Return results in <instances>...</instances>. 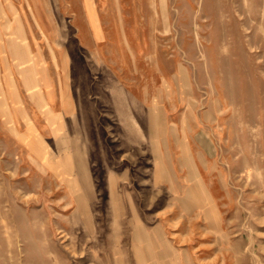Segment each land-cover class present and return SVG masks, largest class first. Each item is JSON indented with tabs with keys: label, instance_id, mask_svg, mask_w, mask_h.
<instances>
[{
	"label": "rangeland",
	"instance_id": "1",
	"mask_svg": "<svg viewBox=\"0 0 264 264\" xmlns=\"http://www.w3.org/2000/svg\"><path fill=\"white\" fill-rule=\"evenodd\" d=\"M46 1L51 41L0 3V264H264V0H96L99 53ZM52 49L78 113L46 150L6 115Z\"/></svg>",
	"mask_w": 264,
	"mask_h": 264
},
{
	"label": "crops",
	"instance_id": "2",
	"mask_svg": "<svg viewBox=\"0 0 264 264\" xmlns=\"http://www.w3.org/2000/svg\"><path fill=\"white\" fill-rule=\"evenodd\" d=\"M89 1L90 7L87 4V0H82L85 23L90 41L87 46L90 48V50L98 51L97 47L106 40V32L103 27V22L100 18L96 0ZM0 3L2 4V7L6 9L5 11L8 16L12 15V9L14 7L20 8V6L17 5L18 3H22V7L28 11L29 14H34L38 22L37 24L41 25L42 29L45 28L43 30L45 33L44 39L46 41H51L53 39V35L49 33L48 29H46V23L43 19V17L46 16L47 11L46 0H11L10 2H7V0H0ZM91 14H94V20L92 19ZM98 25L102 29V32L99 34L97 32ZM118 33L119 38L123 43L124 37L126 39L123 26ZM29 39L31 40V37H29ZM112 53L113 52H111V54ZM28 54L29 53L25 52L24 56H28ZM29 56L32 58V64L30 63V65L27 66L26 71L28 74L24 75V83L26 85L24 86L23 90L24 99L31 106L30 110L25 109V112H19L17 110L19 108L14 109L13 106V110H11V112L6 115V119L8 121L16 120L17 125L18 122H24L25 127H27L20 130V132L23 134H30L31 137L38 135V138L41 139V137L45 138L46 136H51L52 138H57L60 135L65 136V132L69 130L67 121L74 120V115L78 112L76 101L71 96L68 87L64 83L65 81H63V79L66 77V72L58 60L57 51L52 49L49 53H47V56L50 60V65L47 64V61L42 58L39 52H36L34 55L29 54ZM0 66L2 67V65ZM9 77L11 78L9 74L6 77H0V82L1 89L4 92L6 100L9 104L13 105V96L10 84L13 86L14 84L12 80H7ZM14 90L19 97V101L17 97L16 101L20 105V102L23 98L15 87ZM27 120L31 122V126L28 125ZM22 141L26 146H29L28 142L24 140ZM39 143L43 145V148L46 149L42 139ZM56 143L59 145V140H56ZM70 145V147L73 148V151L77 153V156H79L80 160L85 162L84 156H82L80 153L83 152L81 150L80 143H78L76 139H72ZM62 147L65 148L64 146ZM29 149L31 155H33L30 146ZM76 160L77 164L79 165V160Z\"/></svg>",
	"mask_w": 264,
	"mask_h": 264
}]
</instances>
